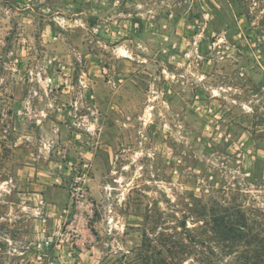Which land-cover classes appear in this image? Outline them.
Segmentation results:
<instances>
[{
  "label": "rangeland",
  "instance_id": "1",
  "mask_svg": "<svg viewBox=\"0 0 264 264\" xmlns=\"http://www.w3.org/2000/svg\"><path fill=\"white\" fill-rule=\"evenodd\" d=\"M0 264H264V0H0Z\"/></svg>",
  "mask_w": 264,
  "mask_h": 264
}]
</instances>
